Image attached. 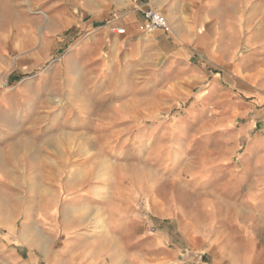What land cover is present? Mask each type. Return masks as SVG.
<instances>
[{"label": "rangeland", "instance_id": "rangeland-1", "mask_svg": "<svg viewBox=\"0 0 264 264\" xmlns=\"http://www.w3.org/2000/svg\"><path fill=\"white\" fill-rule=\"evenodd\" d=\"M15 1L0 0L9 61L0 59V170L11 181L0 185L11 194L0 218L17 215L13 240L34 241L37 264H48L44 247L114 264H201L190 232L253 222L247 203L264 195V41L250 39L254 23L243 22L228 64L193 46L183 62L148 47L127 58V44L113 55L122 37L78 27L49 55L36 47L29 64L17 45L32 14ZM224 30L220 48L235 43L236 27Z\"/></svg>", "mask_w": 264, "mask_h": 264}, {"label": "crops", "instance_id": "crops-1", "mask_svg": "<svg viewBox=\"0 0 264 264\" xmlns=\"http://www.w3.org/2000/svg\"><path fill=\"white\" fill-rule=\"evenodd\" d=\"M16 8L28 10L30 21L23 26V41L18 49L22 55H27L29 64H34L38 60V55L34 54L36 47H43L44 53L50 54L55 40L61 35L78 27L87 30H101L106 34L108 29L124 28L125 35H117V43L112 45V54L124 51V45L129 46L126 52L127 58H133L140 50L148 48L166 50L172 59L178 61H188L189 48L191 46L210 58L217 65L232 62L237 49L243 39V22L254 23V46L258 41H264V0H16ZM156 8L167 16L174 27L170 33L157 31L155 33H142L139 31L140 24L144 21V13L149 8ZM31 10V11H30ZM40 10V11H39ZM36 11H39L36 15ZM35 22L41 23L34 29ZM213 25L210 30L198 32V25ZM226 24L236 27L235 43L233 46L216 44L218 40L228 39L226 35ZM225 25V27H224ZM105 30H102V29ZM239 35V36H238ZM1 39V37H0ZM60 39V38H59ZM239 39V40H238ZM93 40L92 42H94ZM240 41V42H236ZM257 41V42H256ZM218 46V51L216 50ZM13 48V45H12ZM224 48V50H223ZM194 51V50H193ZM199 53L196 50L193 52ZM112 55V56H113ZM4 55L0 54V59L4 61ZM114 57V56H113ZM243 66L238 63L234 66V74H238ZM257 71L264 72L263 67ZM0 93V108L4 105V97ZM6 119L16 116V107L8 111ZM11 184V181L0 170V185ZM9 192L0 193L1 199H10ZM254 207L252 223L230 225L225 228L201 230L195 229L187 236V246L198 252L196 258L210 257L214 264H264V195L257 196L247 203ZM33 219L34 223L40 222ZM38 221V222H37ZM17 222V215L9 214L0 218V231L4 236L0 237V246L3 250L0 254V263L10 264H37V256L34 254L36 243L27 240H13V231ZM25 238V236H24ZM44 247V259L48 264H114L103 257L92 252H86L75 247L59 251L58 255L51 257L50 251ZM9 253V255L5 253ZM1 253V251H0ZM179 259V258H178ZM130 261L129 264H134ZM137 264H141V261Z\"/></svg>", "mask_w": 264, "mask_h": 264}, {"label": "built area", "instance_id": "built-area-1", "mask_svg": "<svg viewBox=\"0 0 264 264\" xmlns=\"http://www.w3.org/2000/svg\"><path fill=\"white\" fill-rule=\"evenodd\" d=\"M141 33H155L157 31L171 32V27L166 17L156 8H149L144 13V21L139 26ZM112 32L117 35H125L124 28H112Z\"/></svg>", "mask_w": 264, "mask_h": 264}]
</instances>
